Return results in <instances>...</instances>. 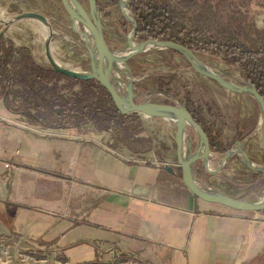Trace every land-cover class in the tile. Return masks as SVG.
I'll use <instances>...</instances> for the list:
<instances>
[{
	"label": "crops",
	"instance_id": "obj_1",
	"mask_svg": "<svg viewBox=\"0 0 264 264\" xmlns=\"http://www.w3.org/2000/svg\"><path fill=\"white\" fill-rule=\"evenodd\" d=\"M60 35L53 32L51 50L71 61L56 39L75 41ZM82 52L65 64L82 66ZM141 120L162 121L174 148L171 121ZM109 141L90 125L29 126L0 99V244L66 264H264V212L208 205L184 186L176 163L168 172L153 151ZM236 159L229 163L238 168Z\"/></svg>",
	"mask_w": 264,
	"mask_h": 264
},
{
	"label": "trees",
	"instance_id": "obj_2",
	"mask_svg": "<svg viewBox=\"0 0 264 264\" xmlns=\"http://www.w3.org/2000/svg\"><path fill=\"white\" fill-rule=\"evenodd\" d=\"M257 5L264 7V0H127L126 9L136 25L134 40L171 41L196 55L235 67L242 82L255 88L264 100V27L258 28L248 13L249 7ZM224 11L228 14L223 15ZM175 77L172 73L155 79L163 103L174 104L169 95H173L170 85ZM0 99L8 111L32 127L90 125L95 132L110 135V148L124 147L135 154L153 151L160 162L169 150L154 134L141 136V116L121 114L110 95L93 80L57 73L46 62L36 61L30 47L15 48L3 35ZM182 103L215 145L221 135L215 123L220 118L215 104L197 106L188 92ZM177 173L180 175V169Z\"/></svg>",
	"mask_w": 264,
	"mask_h": 264
},
{
	"label": "rangeland",
	"instance_id": "obj_3",
	"mask_svg": "<svg viewBox=\"0 0 264 264\" xmlns=\"http://www.w3.org/2000/svg\"><path fill=\"white\" fill-rule=\"evenodd\" d=\"M123 1L116 0L117 3H112L111 0H96L104 39L113 51L127 49L126 38L132 29V25L122 15L119 8V4ZM237 2L238 0H235V3ZM124 11L127 17L131 19L126 8ZM23 12H35L43 15L50 23L52 32H60L61 35L67 36L68 40L69 37L74 39L75 43L66 41L67 44H64L60 40L61 35L59 39H56V42H60L64 47L63 52L65 55L71 53V57L67 56L65 58H71V61H73L74 56L80 53V51L82 52L83 46L79 41L78 35L71 30L69 15L60 0H0V20L10 21L15 15ZM248 13L258 28L264 27L263 6H251L248 9ZM226 14H228V11L223 12V15ZM1 30L4 31L3 35L6 36L5 38L14 40L15 48L28 46L30 50H33V56L39 62H46L43 48L47 29L39 21L23 19L11 21L8 26H5L0 21ZM133 42L138 43V41ZM83 52L85 53L84 49ZM51 54L58 64L66 68L78 71L88 70L87 65L71 67L65 64H71V61L59 58L53 50H51ZM197 56L208 70L219 74L231 83L242 85L243 82L235 67H227L210 56L202 54H198ZM84 59H86L85 54ZM85 62L87 63V61ZM128 66L134 72L135 91L137 93L136 101L162 102V97L157 91L155 79L175 73L176 77L170 85L172 94L174 95L173 101L182 103L185 93L188 92L189 97L197 106L205 107L209 102L215 104L221 114V118L215 120L216 126L221 129L222 133L219 141L224 146L233 144L236 140V129L239 130L240 128L241 136L248 139L245 144L246 154L257 166L261 167L263 165L259 138L260 111L255 101L249 95L230 93L194 71L182 56L165 49L149 48L140 55H137L133 61L128 63ZM204 115L206 116L205 111ZM141 124L144 129V132L140 134L141 136L154 134L163 144H169L171 149L174 150L172 141L162 132V129L165 127L162 121H154V123H149V125L142 121ZM191 135L196 136L194 132ZM233 165L232 163H228L222 173L219 174L220 176H218L215 183L217 189L226 193L229 197L231 196V198L236 197V195L240 196V198L234 199L261 200L264 197V182L254 177L247 168H243L242 166L236 168ZM14 252L15 250H13L12 246L0 244V264H66L64 261H54L51 258L39 260L30 255L33 251L29 249L22 257L14 255ZM110 264L134 263L112 262Z\"/></svg>",
	"mask_w": 264,
	"mask_h": 264
},
{
	"label": "water",
	"instance_id": "obj_4",
	"mask_svg": "<svg viewBox=\"0 0 264 264\" xmlns=\"http://www.w3.org/2000/svg\"><path fill=\"white\" fill-rule=\"evenodd\" d=\"M71 19L72 30L75 32L81 44L84 46L87 71H78L66 68L58 64L51 55L50 45L52 30L46 17L35 12H23L14 16L10 21H1L8 26L11 21L23 19L37 20L46 27L44 41V57L51 69L64 76L78 80H93L106 91L121 114L136 113L145 118H159L174 123L175 131L173 142L175 146L176 164L180 168V176L184 186L200 201L211 205L226 207L240 212H264V197L261 200L234 199L216 190H209L201 186L194 177L193 171L197 164L202 168L204 178L212 179L219 176L226 161L234 154L239 155L245 166L256 174L264 175V167L256 166L246 155L242 148V142H236V149L227 150L214 167L212 164V151L208 137L204 130L193 119L190 113L181 104L169 105L154 102H135L134 77L128 68V63L137 55L149 48L171 50L182 56L188 64L200 75L217 83L230 92L248 94L256 102L260 111V147L264 161V100L252 86L242 83L237 85L227 81L213 71H210L199 60L194 52L171 41H158L146 39L138 43L133 42L136 25L127 17L124 9L127 0L119 4L122 15L128 20L132 29L126 38L127 49L113 51L106 43L98 17L95 0H60ZM4 31H0V36ZM120 76L126 77L124 92H120L116 82ZM189 131L196 135V143ZM164 169L172 172L171 167L163 165Z\"/></svg>",
	"mask_w": 264,
	"mask_h": 264
},
{
	"label": "flooded vegetation",
	"instance_id": "obj_5",
	"mask_svg": "<svg viewBox=\"0 0 264 264\" xmlns=\"http://www.w3.org/2000/svg\"><path fill=\"white\" fill-rule=\"evenodd\" d=\"M96 1V0H95ZM97 2H96V7H97ZM97 12H99V10H98V7H97ZM104 36V35H103ZM133 41H136V40H134V38H133ZM138 42H140V41H138ZM83 46V45H82ZM83 48H84V46H83ZM115 51H117V50H115ZM169 51H171V50H169ZM171 52H173V51H171ZM173 53H175V54H177L176 52H173ZM141 54V53H140ZM139 54V55H140ZM177 55H179V54H177ZM180 56V55H179ZM197 56V55H196ZM198 57V56H197ZM85 61H87L86 59H85ZM83 66H88V63H86L85 62V65H84V62H83V64H82ZM128 66V65H127ZM189 66H190V64H189ZM191 67V66H190ZM88 68V67H87ZM129 68V67H128ZM192 68V67H191ZM130 70V69H129ZM194 70V69H193ZM131 71V70H130ZM195 71V70H194ZM131 73H132V71H131ZM132 75H133V73H132ZM133 77H134V75H133ZM123 78H125L124 80H123ZM224 78V77H223ZM135 79V78H134ZM228 81V80H227ZM125 82H126V77L125 76H120L119 77V79L117 80V82H116V86H117V88H119V90H120V92H124V90H123V88H125V86H124V84H125ZM134 82H135V80H134ZM213 82V81H212ZM215 83V82H214ZM217 84V83H216ZM218 85V84H217ZM218 86H220V85H218ZM133 87H134V94H135V98H134V100H135V102H137V103H140L139 101H136V99H137V93H135V84L133 83ZM221 87V86H220ZM223 88V87H222ZM224 89V88H223ZM226 90V89H225ZM230 92V91H229ZM230 93H232V94H239V93H234V92H230ZM240 95V94H239ZM169 98L170 99H172V101H173V99H174V96L173 95H169ZM191 99V98H190ZM192 100V99H191ZM182 101H183V99H182ZM193 101V100H192ZM143 102V101H142ZM144 102H146V101H144ZM148 102V101H147ZM174 102V104L173 105H178V104H181V105H183V103H179V102H175V101H173ZM160 103H163V99H162V102H160ZM195 103V102H194ZM164 104H166V103H164ZM170 105V104H169ZM184 106V105H183ZM186 109V108H185ZM218 109V108H217ZM219 111V110H218ZM220 113V112H219ZM220 118H221V114H220ZM173 123V122H172ZM173 126H174V123H173ZM174 128H175V126H174ZM236 128V127H235ZM236 131L237 132H235V137H236V140L233 142V144H231V145H227V146H224L220 141H218L215 145H211V143H210V146H211V151H212V164H213V166L215 167L216 165H217V163H218V161L220 160V158H221V156L227 151V150H229V149H236V142L237 141H240V142H242V148H243V151L246 153V151H245V144H246V142H247V138H243L242 136H241V134H240V128H239V130L238 129H236ZM250 133V132H249ZM222 134V133H221ZM252 135V134H251ZM192 137V136H191ZM220 137H221V135H220ZM249 138V137H248ZM259 138H260V135H259ZM210 142V141H209ZM173 144H174V142H173ZM261 148V147H260ZM170 152V156H171V158L173 159H168L167 157H166V155L165 154H167V153H169ZM261 154H262V152H261ZM164 155V162L165 163H167L168 165H172L173 163L172 162H174V163H176L175 161H176V156H175V146H174V150L173 151H171L170 149L166 152V153H164L163 154ZM247 155V154H246ZM248 156V155H247ZM249 157V156H248ZM167 158V159H166ZM232 158H237L236 160H237V162H239L240 163V166H242L243 168L245 167V168H247L246 166H245V164H244V162H243V160H242V158L239 156V155H237V154H234V155H232L227 161H226V163H225V165L223 166V168H222V171L224 170V168H225V166L229 163V160L230 159H232ZM250 158V157H249ZM251 159V158H250ZM263 159V158H262ZM169 160H171V161H169ZM252 161V160H251ZM253 162V161H252ZM254 163V162H253ZM255 164V163H254ZM175 165V164H174ZM177 165V164H176ZM256 165V164H255ZM257 166V165H256ZM260 167V166H259ZM261 167H264V161H263V165L261 166ZM180 169V168H179ZM248 169V168H247ZM198 170H200L199 172H198ZM249 170V169H248ZM222 171L220 172V173H222ZM250 171V170H249ZM250 173H252V174H256V173H253L252 171H250ZM193 174H194V177L197 179V181H198V183L201 185V186H203V187H205V188H208L209 190H216V191H219V192H221L222 194H224V195H226V193H223L222 191H220V190H218L217 189V187L215 186V183H216V179L218 178V177H216V178H212V179H208V178H204V176H203V174H202V168H201V166L199 165V164H197L196 166H195V168H194V171H193ZM258 175V177H256V178H259L261 181H263L264 182V175H261V174H257ZM220 176V175H219ZM264 184V183H263ZM264 187V186H263ZM226 196H228V195H226ZM229 197V196H228Z\"/></svg>",
	"mask_w": 264,
	"mask_h": 264
},
{
	"label": "built area",
	"instance_id": "obj_6",
	"mask_svg": "<svg viewBox=\"0 0 264 264\" xmlns=\"http://www.w3.org/2000/svg\"><path fill=\"white\" fill-rule=\"evenodd\" d=\"M163 165H167V163L164 162Z\"/></svg>",
	"mask_w": 264,
	"mask_h": 264
},
{
	"label": "bare ground",
	"instance_id": "obj_7",
	"mask_svg": "<svg viewBox=\"0 0 264 264\" xmlns=\"http://www.w3.org/2000/svg\"><path fill=\"white\" fill-rule=\"evenodd\" d=\"M43 31H45L44 29H43ZM46 34V33H45Z\"/></svg>",
	"mask_w": 264,
	"mask_h": 264
}]
</instances>
